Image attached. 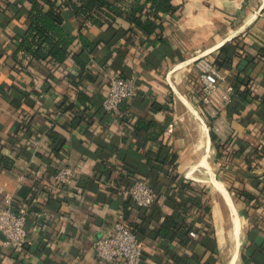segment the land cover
Segmentation results:
<instances>
[{"label": "crops", "instance_id": "obj_1", "mask_svg": "<svg viewBox=\"0 0 264 264\" xmlns=\"http://www.w3.org/2000/svg\"><path fill=\"white\" fill-rule=\"evenodd\" d=\"M172 3L177 11L164 16L161 39H147L139 33L129 40L134 27L124 17L116 19L114 29L104 31L90 22L83 25L72 10H66L67 29L78 35L84 26L82 33L98 47L85 69L70 58L47 74L45 62L34 63L28 73L18 70L11 56L14 39L28 27L30 4H19L14 15L0 0V207L10 193L27 208L26 227L31 240L23 249L8 248L0 233V264H102L94 242L113 228L120 215L141 238L144 255L140 264H232L235 257L234 264H245L241 254L250 240L259 239L253 220L263 209L256 212L247 207L237 190L258 194L264 186V154L247 157L253 149L264 147V104L236 99L238 111L229 108L223 114L233 131V149H245L244 155H223L224 148H217L207 121L202 120L190 79L197 80L198 59L215 60L220 48L238 36L250 53L257 52L264 41V0ZM141 38L146 40L142 43ZM75 45V49L81 47L79 40ZM239 63L234 58L224 67L227 81L232 83L238 72L250 75L255 93L264 96V62L247 67ZM111 74L137 79L138 95L122 103L121 115L103 108ZM64 102L75 108L63 110ZM139 122H151L156 127L144 126L137 131ZM202 126L207 129L209 145L217 151L218 169L230 182L227 191L243 204L239 208L231 195L241 219L237 246L232 250L233 219L226 198L213 186L229 209L230 229L225 226L223 209L211 202L209 190L187 172L203 155L201 152L199 157L196 152ZM173 155L175 171L204 187L205 200L212 205V226L204 229L197 222L198 231H191L183 242L160 236L166 216L173 215L179 229L186 218L196 215L195 210L186 215L191 203L181 205L183 193L161 170L167 168ZM3 156L11 159L10 166L1 162ZM164 159L166 165L162 164ZM65 164L74 168L75 177L71 186L63 188L55 173ZM122 176L128 180L137 177L148 184L158 182L156 203L141 212L118 182ZM257 258L264 264V254Z\"/></svg>", "mask_w": 264, "mask_h": 264}, {"label": "trees", "instance_id": "obj_2", "mask_svg": "<svg viewBox=\"0 0 264 264\" xmlns=\"http://www.w3.org/2000/svg\"><path fill=\"white\" fill-rule=\"evenodd\" d=\"M3 2L14 15L20 9L19 4L23 6H26V3L30 4L27 14L28 27L24 34L19 35L13 42L14 50L11 56L16 61L18 70L29 73V67L33 66L34 63L45 62L47 74L66 64L70 58L74 59L82 70L85 69L89 56L94 54L98 47L93 39L82 33L84 26L80 27L78 35L67 29L66 10H72L73 14L82 20L81 23L83 25L86 22H90L93 25L104 28V31L114 29L116 19L124 17L134 27L131 30L132 35L129 36V40L134 36L136 37L139 33L147 37V39L152 36L160 37L161 39L165 30L164 16L177 11V6L172 3V0H118L116 3L110 0H17L15 4L9 0H3ZM76 40H79L81 43V47L78 49H75ZM145 40L141 38L142 43ZM246 46V42L240 36L223 45L215 58L218 68L223 70L226 65L232 63L234 58H238L240 61L239 65L242 64L243 67L264 62V41H262V45L259 46L255 54L250 53L246 49ZM25 60H28L27 65L24 64ZM235 76V80L232 81L235 94L228 109L232 108L233 111H238L237 109L240 107L236 105V99H240L246 103L260 101L264 104V96L255 93L252 84L253 78L250 75H242L241 72H238ZM191 79L190 85L199 90L197 80L193 77ZM61 108L66 111L73 110L75 107L73 104L66 105L64 102ZM201 113L211 127V120L203 113L202 109ZM143 124V122H139L138 126H135V130L138 131L144 126L149 127L153 125L151 122L149 123L150 125ZM153 126L156 127V125ZM210 136L212 141L217 145V148L222 145L212 129H210ZM229 143L222 145L224 148L223 155L229 157H235V154L244 155L245 149H230ZM263 154L264 147L261 146L259 149H253L247 154V157L250 155L261 156ZM1 162L6 165L8 164V166L12 164L11 159L9 158L8 160L5 156L1 158ZM162 164H167L165 159L162 161ZM167 165V168L161 170L163 173L165 172L166 178L177 185L176 189L183 193L182 202L184 203L181 205L184 206L187 202L191 203V206L186 211V215L194 210L196 215L194 216L193 214V217L190 215L189 218H186L179 229L175 226V217L173 215L166 216L160 227V236L162 238L169 236L170 240L178 238L183 242L190 236L191 231H198L196 228L197 222L202 223L204 229L212 226L209 223L212 222V205L208 200H205L207 190L204 187L199 186L194 181L187 180L175 171L174 155ZM126 179V176H122L120 181H118L125 186V189L129 188L137 177H132L130 180H128L129 178ZM261 183H264V181ZM149 185L155 192L157 191L158 182L155 184L150 183ZM258 187L260 185H257L256 188ZM237 194L238 198L243 200L245 205L250 207V209H255L256 212H258L259 208L263 209L257 213V219L253 220V229L258 231L259 239L250 240V243L244 246L241 254L245 264H263L257 257L259 254H264V186L260 188L258 194L244 189L237 190ZM16 204L19 203L16 201ZM138 209L142 212L148 208ZM134 230L140 238L137 230L135 228ZM252 230L248 233L250 237L253 232Z\"/></svg>", "mask_w": 264, "mask_h": 264}, {"label": "built area", "instance_id": "obj_3", "mask_svg": "<svg viewBox=\"0 0 264 264\" xmlns=\"http://www.w3.org/2000/svg\"><path fill=\"white\" fill-rule=\"evenodd\" d=\"M197 82L199 90L195 89L201 109L211 120V127L217 135L220 144L228 142L233 148L232 128L224 119V113L235 94L232 83L227 81L223 70L218 68L214 59L202 57L196 61ZM139 89L135 77H124L111 74L108 81V93L103 101V108L110 113L121 115L122 103L138 95ZM205 122V118L202 117ZM206 124V123H205ZM209 129V130H210ZM223 147V146H222ZM75 170L70 164H65L55 173L56 181L63 187L72 185ZM125 193L137 208H149L157 200L153 188L142 179H135L133 184L125 189ZM40 216V213H36ZM28 210L21 204H16L13 194L7 193L5 205L0 207V233L4 235L3 245L13 249H23L31 244L26 223ZM96 256L100 263L118 262L123 264H140L143 259L144 246L133 226L120 215L113 228L97 238L94 242Z\"/></svg>", "mask_w": 264, "mask_h": 264}, {"label": "rangeland", "instance_id": "obj_4", "mask_svg": "<svg viewBox=\"0 0 264 264\" xmlns=\"http://www.w3.org/2000/svg\"><path fill=\"white\" fill-rule=\"evenodd\" d=\"M208 127H209V125H208ZM196 128H197V123H196ZM205 134H206V137H207L206 144L203 141V133L202 132H199L198 143H197V145H198L197 146V151H198V153H200L199 157L203 153L202 157L200 158L203 161V163L195 171L194 174H196V175L190 174V176L194 177L197 180H201V185L205 186L209 190V196L211 198V202L213 204L219 205L223 209L225 226H227V228L229 229L231 227L230 226L231 222L229 221L230 220L229 209L225 205V203H223L221 195L216 190H214L215 187L213 188L214 185L211 183L210 180L214 176L222 179V181L224 182L223 185L225 187V191H227L226 188H228L230 186V182L228 181L227 177L224 176L225 173L222 170L218 169V165H217V161H218L217 160V151L213 149L212 144L209 145L208 133H205ZM195 137H194V141H195L194 143L196 144L197 137L196 138ZM204 137H205V135H204ZM204 144H205V146H204ZM194 167H195V164L188 167V170H187L188 174L193 171ZM221 171L223 173H220ZM213 174H215V175L213 176ZM227 193H229V192L227 191ZM229 195H230V193H229ZM223 196L227 200V197L225 195H223ZM232 196H233L234 200L236 201V203L238 204V207L242 208L243 204L241 203V201H239V199L235 195H232ZM217 214H218V212L215 211V215H217ZM242 223H243L242 236H244L245 235V231H246V229L244 228L245 227V221L242 220ZM228 229H227V234H229V230ZM239 247H240V245L238 246V248Z\"/></svg>", "mask_w": 264, "mask_h": 264}, {"label": "bare ground", "instance_id": "obj_5", "mask_svg": "<svg viewBox=\"0 0 264 264\" xmlns=\"http://www.w3.org/2000/svg\"><path fill=\"white\" fill-rule=\"evenodd\" d=\"M181 65V64H180ZM179 66V65H178ZM177 69V68H176ZM174 72V71H173ZM174 74V73H173ZM203 122V121H202ZM199 132H202L203 133V141H204V143L206 144V139H207V137H206V134L205 133H207V129L205 128V127H203L202 126V128H201V130L199 131ZM197 134V133H196ZM204 135H205V137H204ZM197 137V136H196ZM195 137V138H196ZM205 144H204V146H205ZM197 144H196V152H197ZM189 148V147H188ZM203 163V161L200 159L199 160V163H198V165H196L195 167H194V169H193V171L192 172H190L189 173V175L190 174H194L195 173V171L198 169V167H200L201 166V164ZM194 175H196V174H194ZM192 177V176H191ZM194 178V177H193ZM211 183L214 185V187L221 193V194H223V195H225L226 197H227V202H228V204H229V207H230V211H231V214H232V219H233V228H232V231H230L231 232V250L232 249H234L236 246H237V241H236V239H237V236H238V234L240 233V230H241V219H240V215H239V212H238V210H237V208H236V205H235V203H234V201L232 200V198H231V196L229 195V193H227V191H225V187H224V185H223V182L221 181V180H219V179H217V178H215V177H212L211 178ZM229 221H231V220H229ZM231 224V223H230ZM232 225V224H231ZM230 225V226H231ZM230 229V228H229ZM230 237V236H229ZM228 241V240H227ZM240 245V244H239ZM238 245V246H239ZM225 246H226V244H225ZM237 251H238V247H237ZM236 251V252H237ZM237 254V253H236ZM235 254V255H236ZM236 258L237 257H235L233 260H232V264H234L235 263V260H236Z\"/></svg>", "mask_w": 264, "mask_h": 264}]
</instances>
